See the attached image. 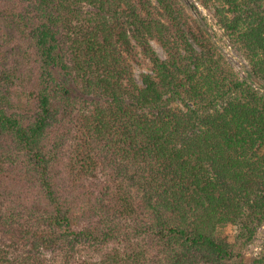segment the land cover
Masks as SVG:
<instances>
[{
  "label": "trees",
  "instance_id": "obj_1",
  "mask_svg": "<svg viewBox=\"0 0 264 264\" xmlns=\"http://www.w3.org/2000/svg\"><path fill=\"white\" fill-rule=\"evenodd\" d=\"M197 1L245 77L179 0H0V264H264V0Z\"/></svg>",
  "mask_w": 264,
  "mask_h": 264
},
{
  "label": "rangeland",
  "instance_id": "obj_2",
  "mask_svg": "<svg viewBox=\"0 0 264 264\" xmlns=\"http://www.w3.org/2000/svg\"><path fill=\"white\" fill-rule=\"evenodd\" d=\"M181 5L187 10V12L195 19L197 22L204 27L212 41L216 45L218 51L224 56L225 60L229 63L232 69L237 72L239 77L246 76V62L243 58L236 52V50L231 46L230 42L220 36V32L213 26L210 16L206 9H204L197 0H179ZM151 45L159 57H164V52L161 46L155 42L151 41ZM133 76L138 84H141L140 73L148 72L149 63L147 60L138 56L137 61L131 62ZM256 86V85H255ZM257 87V86H256ZM260 90L263 91L261 88ZM75 228H77L78 223L75 221ZM223 234L228 237L229 240L232 239L234 235V230L230 227L224 229ZM264 251V223L260 225L256 232L255 237L252 241L243 248V252L251 256H259Z\"/></svg>",
  "mask_w": 264,
  "mask_h": 264
}]
</instances>
